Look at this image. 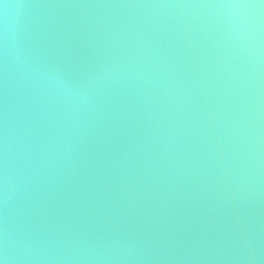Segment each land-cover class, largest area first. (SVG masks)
<instances>
[{
	"label": "water",
	"instance_id": "1",
	"mask_svg": "<svg viewBox=\"0 0 264 264\" xmlns=\"http://www.w3.org/2000/svg\"><path fill=\"white\" fill-rule=\"evenodd\" d=\"M3 264H264V0H0Z\"/></svg>",
	"mask_w": 264,
	"mask_h": 264
},
{
	"label": "snow or ice",
	"instance_id": "2",
	"mask_svg": "<svg viewBox=\"0 0 264 264\" xmlns=\"http://www.w3.org/2000/svg\"><path fill=\"white\" fill-rule=\"evenodd\" d=\"M0 264H3V261L2 260H0Z\"/></svg>",
	"mask_w": 264,
	"mask_h": 264
}]
</instances>
